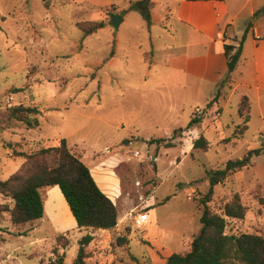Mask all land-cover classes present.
I'll return each instance as SVG.
<instances>
[{"label": "rangeland", "instance_id": "obj_1", "mask_svg": "<svg viewBox=\"0 0 264 264\" xmlns=\"http://www.w3.org/2000/svg\"><path fill=\"white\" fill-rule=\"evenodd\" d=\"M43 7V0H28L27 4L22 0H0V181H6L23 165L19 156L23 143L29 146L26 153L32 154L52 148L53 140L65 139L71 153L89 168L99 189L116 206L118 222L109 234L94 229L74 230V218L58 190L43 189L44 220L13 227L9 213L0 214V239L4 241L0 262L59 264L58 257L64 256V264H73L78 241L86 235L93 236L85 249L86 262L91 264H162L171 252H189L201 228L200 201L210 188L205 182L206 173L223 169L228 161L241 159L264 145V119L259 107H242L244 115L250 112V123L241 139H233L237 127L243 125V118L238 117L237 96L227 103L222 99L221 108L210 109L207 104L215 92L209 91L211 87L199 94L170 87L175 81L162 78L169 71L150 59L152 49L158 59L171 52L168 49L172 46L170 36L175 35L171 29L174 21L166 25L168 34L159 32L151 48L134 22L119 30L113 28V37L123 36L119 52L123 63L117 69L104 70V91L95 84L88 85L86 79L73 80V75L81 74L84 57L80 62L71 58L78 33L71 17L56 16V22L61 23L51 32L44 29L43 46L30 45V33L22 29L18 13L27 9L39 13ZM243 18L239 24H243ZM102 43L98 48L89 45L87 57H107L111 41L103 38ZM181 44L185 43L178 36L175 46ZM163 82L166 88L161 87ZM35 106L45 114L19 109ZM193 114L203 116L201 125L174 140V148L150 143L155 139L171 141L173 132L184 128ZM34 119L38 127L28 128L26 122ZM206 130L209 133L205 137ZM200 136L207 140L208 148L193 150L192 144ZM235 196L245 209V217L226 218V234L264 238V152L252 159L250 167L215 187L208 206L223 216L225 205ZM0 205L11 210L14 201L0 195ZM51 205H55L53 210ZM143 210H148L150 224L138 229L134 218ZM59 236L62 238L57 242ZM121 237L127 239L126 245L119 246ZM66 241L69 246L63 249Z\"/></svg>", "mask_w": 264, "mask_h": 264}, {"label": "crops", "instance_id": "obj_2", "mask_svg": "<svg viewBox=\"0 0 264 264\" xmlns=\"http://www.w3.org/2000/svg\"><path fill=\"white\" fill-rule=\"evenodd\" d=\"M22 1L27 4L28 0ZM128 1L43 0L44 7L39 13L27 9L19 12L18 15L19 20L23 23V31L30 33V36L27 37L28 43L30 45L40 44L41 46L45 43L42 32L46 29L50 32L56 30L58 24L61 23L60 20L56 22V16L69 15L71 24L78 30L72 43L74 50L71 53V58L76 62H80V59L84 57L81 64V74L78 76L73 75L72 79H86L88 85L95 84L102 91L106 88L101 83L104 70L117 69L123 63L119 55L123 36L116 34L113 37L110 32L114 28L111 24L113 16L119 15L122 18L117 30L128 22L131 24L134 22L136 30L143 32L149 40L150 48L151 45L153 46V41L159 39L161 34H168L166 25L174 21L176 23L171 26V29L175 32V35L170 36L172 46L168 49V52H171L158 59L155 56V50L152 49L150 61L164 66L165 70L169 71L165 72L162 78L171 82L175 81L170 87H180V89L194 94L202 93L203 89L211 87L209 91L215 90V92H213L210 102L227 73L224 46L238 47L246 25L252 21V28L246 34L242 43V54L237 67L231 73L229 82L221 90V97L210 109L221 108L219 103L222 99H226L225 103H227L230 97L237 96L240 105L242 98L246 97L251 108L259 107L260 114L264 119V110H262V107H264V16L253 20L254 14L264 8V0H223L222 2L149 0L147 8H149L151 16L150 27L136 10H129L124 15L121 14L134 4H139L141 8L144 2V0ZM54 5H57V8ZM136 16L142 18L143 21L139 22ZM241 16H244L243 24L238 23ZM84 22H103L105 26L92 35L83 38L82 31L77 27V24ZM178 36H180V41L185 43L184 45L175 46ZM103 38H108L112 44L108 56L104 58L87 57L89 45L91 48L101 47ZM107 45L108 43H105V49H108ZM147 66L151 67L149 64ZM161 87L166 88L167 84L163 82ZM31 88L35 89L36 85L31 86ZM34 104H36V101L33 100L31 105L34 106ZM27 108H37L39 113L45 114V110H42L41 107ZM208 133L209 130H206L205 137ZM60 141L61 139L51 141L52 146L58 147ZM28 147V143H23L22 148H20L21 153L27 154L26 149ZM21 159L22 164H24V159ZM55 189L58 190L63 202L68 206L60 189L58 187H55ZM54 206L51 205V210ZM67 208L69 209V207ZM44 217L41 220H44ZM72 222V228L75 230L77 228L75 219ZM104 232L109 234V231ZM169 255L161 260L162 264ZM0 264L6 263L2 261Z\"/></svg>", "mask_w": 264, "mask_h": 264}, {"label": "trees", "instance_id": "obj_3", "mask_svg": "<svg viewBox=\"0 0 264 264\" xmlns=\"http://www.w3.org/2000/svg\"><path fill=\"white\" fill-rule=\"evenodd\" d=\"M187 2H222L223 0H185ZM136 10L151 25L149 8H140L139 4L129 7ZM264 16V8L257 11L254 18ZM103 22H84L77 24L82 31L83 38L92 35L103 28ZM252 28L250 21L245 28L244 35L238 47L225 45V58L227 61V73L219 84L213 100L207 104L212 107L221 97L224 84L228 83L231 73L236 69L242 54V43L246 34ZM241 107V108H240ZM242 107L250 108L249 100L244 97L240 102L238 115L243 118V125L237 127L233 139H241L248 129L250 112L244 115ZM23 112L39 114L37 108L20 107ZM17 109V110H19ZM203 116L193 114L184 128L175 130L171 141L165 139L151 140L152 144L165 143V148H174L173 143L177 138H182L183 133L192 131L202 123ZM24 122V119L20 120ZM30 129L38 127V120L27 121ZM126 143V142H124ZM193 150H206L208 142L200 136L192 144ZM264 152V145L253 149L237 160L228 161L223 169H213L206 173L205 182L209 185V191L200 201L202 213L200 216L201 228L194 237L189 252L185 254L172 253L165 258L163 264H264V238L253 234H241L238 236L227 235L226 218L243 220L245 209L240 200L235 196L232 202L224 207L223 216L213 213L208 203L211 202L214 188L224 184V181L232 174L251 166L252 159ZM25 163L19 170L11 175L6 181H0V195L14 201V207L9 210L0 205V214L9 213L10 222L14 227L25 226L43 219L45 215V201L42 195L43 189L58 187L65 199L78 230L94 229L109 231L117 226L118 212L114 203L99 189L89 168L67 147L65 139L60 141L59 147L38 150L32 154H21ZM39 158H43L39 160ZM28 164V167H27ZM27 167V168H26ZM168 201V199H167ZM263 205V204H261ZM1 231V229H0ZM62 237H57V242ZM121 245L127 244V239H118ZM0 239V245L3 243ZM93 242L92 235H86L78 241V252L73 264L87 263L86 248ZM69 246L66 241L63 249ZM53 254L57 255L56 251ZM59 264H64V256L58 257Z\"/></svg>", "mask_w": 264, "mask_h": 264}, {"label": "built area", "instance_id": "obj_4", "mask_svg": "<svg viewBox=\"0 0 264 264\" xmlns=\"http://www.w3.org/2000/svg\"><path fill=\"white\" fill-rule=\"evenodd\" d=\"M10 102V99L7 100V103ZM200 113V110L197 111ZM148 210H143L137 213L136 217L134 218V224L138 229H144L150 224V216L147 212Z\"/></svg>", "mask_w": 264, "mask_h": 264}, {"label": "water", "instance_id": "obj_5", "mask_svg": "<svg viewBox=\"0 0 264 264\" xmlns=\"http://www.w3.org/2000/svg\"><path fill=\"white\" fill-rule=\"evenodd\" d=\"M148 4H149V0H144V2L142 3L141 8L142 9L143 8H147ZM121 22H122V18L119 15H116V16L113 17V19L111 21V24H112V26L115 29H117L119 27V25L121 24Z\"/></svg>", "mask_w": 264, "mask_h": 264}]
</instances>
